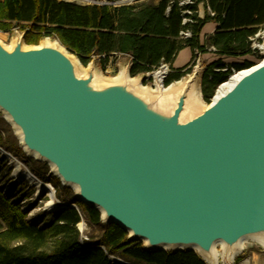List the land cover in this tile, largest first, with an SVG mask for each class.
Returning <instances> with one entry per match:
<instances>
[{
    "label": "water",
    "instance_id": "water-1",
    "mask_svg": "<svg viewBox=\"0 0 264 264\" xmlns=\"http://www.w3.org/2000/svg\"><path fill=\"white\" fill-rule=\"evenodd\" d=\"M136 1L144 0L120 4ZM15 31L10 47L0 43L2 118L22 151L50 165L101 223L145 251L194 252L205 264L201 254L217 245L232 262L243 249L231 261L225 250L264 236V36L261 63L239 71L208 106L185 112L199 62L174 105L163 107L143 91L152 90L142 85L152 72L135 86L127 81L130 59L115 77L125 71L127 79H99L95 57L81 74L58 41L25 47V32ZM162 82L154 79L153 90L179 85Z\"/></svg>",
    "mask_w": 264,
    "mask_h": 264
},
{
    "label": "trees",
    "instance_id": "trees-1",
    "mask_svg": "<svg viewBox=\"0 0 264 264\" xmlns=\"http://www.w3.org/2000/svg\"><path fill=\"white\" fill-rule=\"evenodd\" d=\"M121 1L1 0L0 30L25 32L26 46H37L43 38L56 40L85 67L92 57L98 65H105L115 55L130 59L131 77L151 73L162 64L171 66L184 48L194 54L213 48L220 58L207 65L202 77V94L208 101L231 70L252 66L249 62L226 65L223 58L255 54L250 38L264 28V0ZM199 6L203 17L199 16ZM207 23L217 27L201 44L200 34ZM185 33L190 36L184 37ZM172 72L165 86L191 71L183 67ZM2 124L7 123L0 116L3 129ZM0 148L17 159H27L11 135L3 137L0 132ZM5 163L0 158V169ZM32 163L29 169L36 178L55 188L60 186L56 177L44 176L49 170L46 164ZM2 182L0 175V264H205L194 252L145 251L140 242L129 241L128 234L113 223L105 225L99 243L82 241L78 224L99 225L100 213L74 196L69 200L56 194L59 201L76 208L62 207L28 220L14 198L18 187L22 186V193L28 189L24 198L29 197L31 188L18 180L17 188L3 192ZM115 257L124 261H114Z\"/></svg>",
    "mask_w": 264,
    "mask_h": 264
},
{
    "label": "rangeland",
    "instance_id": "rangeland-1",
    "mask_svg": "<svg viewBox=\"0 0 264 264\" xmlns=\"http://www.w3.org/2000/svg\"><path fill=\"white\" fill-rule=\"evenodd\" d=\"M59 1L76 2L79 4H91L92 3V0H59ZM144 1H146V0H144ZM135 3H138V2L137 1L132 2V4H135ZM15 30H17V29L11 28L8 30H0V43L4 47H10L11 46V41L17 34ZM261 32L263 33L262 35L264 36V29L261 30ZM203 43H204V40L202 41V44ZM258 43L262 45V41L260 39H259V42L258 41L256 42V44H258ZM39 45H40V43H39ZM25 47H29V46L25 45ZM252 51H254V50H252ZM254 53L255 54H249V55L239 56V57H232L234 60L231 63H225V64L231 65V64H242L244 62H249L250 64L255 65L261 61L262 55L260 54L259 51H257V52L254 51ZM205 54L209 55V56L207 58H204ZM211 58H214L216 60H218L220 58L216 53H214L213 48H208L204 54L192 53V56H191L189 62L184 67L186 72H188V70L191 72L189 74H185V76H183L180 79L175 80L171 83V84H176V83H181V82L186 81L188 76L193 74L194 68H195V66H197V64L199 62V64H200L199 72H198L197 78L195 79V82L193 84V90H194L195 96H196L197 101H198L199 110L203 109L204 107H206L210 104L212 98L216 94V91L221 86L220 85L216 88V90L214 91V93L211 96V98L209 99V101L204 98V96L202 94V77H203V73H204L207 65H209V60ZM224 59L225 58H223V62H224ZM126 64H127L126 58H122L118 55H115V56L111 57L105 63V65L96 64L95 65V74L97 75V77L99 79H112V78H115L116 76L119 75V73L121 72V70L123 69V67ZM81 66L85 69L87 68L83 65H81ZM167 66H168V74L162 82L164 87H165V80L169 77V75H171L173 73L172 71L175 70L171 66H169V65H167ZM159 68H157L155 71H157ZM155 71H153L152 73H154ZM224 71H225V69H224ZM238 72L239 71L233 72L231 70V73L229 74L228 79L230 78V76H232ZM132 78L134 79L135 77H132ZM228 79H227V81H228ZM153 84H154V78H151L149 80L144 81L142 85H143V87L154 89V87L152 86ZM0 116H2L1 113H0ZM2 117L4 118V115ZM2 125H3V129L0 127V132H1L3 137L11 135L12 137H15L17 139L16 132L11 126H9L7 124H2ZM17 141H18V139H17ZM18 144H19V142H18ZM3 151H5V150L3 149ZM8 154H10V153H8ZM25 154L27 156V159H18V161L21 162V164L30 171L29 166H31L33 164L32 162H33V160H36V159H34L36 157L32 154H28L27 152ZM10 155L13 156L12 154H10ZM0 158L5 159V161H6L5 168L0 169L1 179L3 180V182L1 183V189L3 192H11L10 190H14L15 187L17 188L16 182L18 180H23V179H20L19 177H13L12 176L13 167L10 163V160H8L7 157H5V155L1 152H0ZM47 167L49 170L47 171L46 174H44V176L47 178L48 177H54L55 174L53 172L52 167L50 165H47ZM7 174H9V175H7ZM23 181L26 182L27 187L31 188V190L29 191L30 192L29 197L28 198L23 197L24 194L27 193L28 189H25V191L22 193L20 190V187H22V186H20L16 189V194H15L14 199L20 202L21 210L26 212L28 220H33L34 218H40L41 216H43L47 213H53V212L57 211V210L56 211L45 210V208H44L45 203L49 199V196L47 195V193L43 192V193L38 194L36 189L34 187H32L30 184H28V182L26 180H23ZM53 188H54V197L56 200H58L57 195L61 196L62 198H65V199H69V200L73 196L75 197L76 191H75V188H73V187L66 188L62 185V183H60V186L58 188H55V187H53ZM77 228L81 234V240L82 241H89L90 244H96V243H99L102 239V231L105 228V225L103 223H100L99 225L89 227L85 224L84 221H81L78 224ZM140 243L142 244V246L144 245V242H140ZM48 247H50V245ZM216 250H217L218 254L220 255V259H219V262L217 264H235L237 261H238V264H264V250L258 244L253 242L252 240H245V242L243 244L242 253L240 255H238L237 257H235L232 262H228L226 259L223 258L221 245H217ZM167 253H169V252H167ZM113 260L114 261H118V260L124 261L121 257H115Z\"/></svg>",
    "mask_w": 264,
    "mask_h": 264
},
{
    "label": "bare ground",
    "instance_id": "bare-ground-1",
    "mask_svg": "<svg viewBox=\"0 0 264 264\" xmlns=\"http://www.w3.org/2000/svg\"><path fill=\"white\" fill-rule=\"evenodd\" d=\"M215 26H216L215 24L205 25L201 31V36H204L205 34L213 33L215 31ZM42 45L56 46L57 44L55 42L52 43L51 41L46 39ZM208 56L209 55L205 54L204 58H207ZM189 59H190L189 48H184L177 54V56L175 57L171 67L174 69L175 68L176 69L183 68L187 65V63L189 62ZM233 60H234L233 58H226L225 57L224 62L225 63H231ZM215 61H216V59L211 58L209 60V64H211ZM259 63H261V62H259ZM86 72H87V69H85V68H83V70L80 71L81 74H85ZM167 74H168V66L163 64V66L161 68H159L157 71L152 73L151 78H154L158 82H162L166 78ZM242 74L243 73H235L234 75L230 76L228 81L225 82L223 85H221L218 88V90L216 91V96L222 95L227 89H229L235 83V81ZM125 79H127L126 73H125V71H123L119 77L114 79V81L120 82V81L125 80ZM94 81H95V78H94ZM127 81L133 86H135V84H136L134 79H127ZM185 87H186L185 83H179V85H171V86L163 88V89L157 88L155 90L152 89L149 91L148 90L146 91L143 88L142 89L144 92H147V93H145L146 95H148L149 93L154 94L153 98L158 102V104L160 106L170 107L171 105H174L178 96L183 92ZM149 97L152 98L151 96H149ZM197 106H198V101H197V98L195 96L194 90L190 89V91L187 95V99L185 101V112H187L189 109H191V107L197 108ZM7 159L10 160V163L13 167V171H12L13 177H19L20 179L26 180L28 182V184H30L32 187H34L36 189L38 194L43 193V192L47 193V195L49 196V199L45 203V207H44L45 210L56 211V210H59L60 208H62L63 206L67 205L66 203L60 202V201L55 199L54 188L51 186V184L41 182L38 178H36L31 173V171H29L27 168H25L21 164V162H19L18 159H16L15 157H13V156L8 157L7 156ZM250 240H252L256 244H258L264 250V236H262V235L252 236ZM244 242L245 241H243V243H240L233 251H226L225 250V252L227 253V259L229 261H231L233 259V257L236 256L243 249ZM161 248L164 250L169 249L168 247H161ZM170 249H174V248H170ZM194 250L197 252V250L195 248H194ZM201 256L203 257L205 262H207V264H215L218 262V259H219V254L217 253V251H215V249L212 250V253L210 255L201 254Z\"/></svg>",
    "mask_w": 264,
    "mask_h": 264
},
{
    "label": "built area",
    "instance_id": "built-area-1",
    "mask_svg": "<svg viewBox=\"0 0 264 264\" xmlns=\"http://www.w3.org/2000/svg\"><path fill=\"white\" fill-rule=\"evenodd\" d=\"M264 29V28H263ZM262 29V30H263ZM263 33L260 31L258 32L253 38H250V41H251V49L254 50V51H259L260 52V49H261V44H256V42L258 41L259 42V39L262 41V35ZM189 33H185L184 34V37H189ZM163 66V64L161 65V67ZM160 67V68H161ZM83 243V242H82Z\"/></svg>",
    "mask_w": 264,
    "mask_h": 264
},
{
    "label": "crops",
    "instance_id": "crops-1",
    "mask_svg": "<svg viewBox=\"0 0 264 264\" xmlns=\"http://www.w3.org/2000/svg\"><path fill=\"white\" fill-rule=\"evenodd\" d=\"M1 1V0H0ZM199 16L200 17H203V8H202V6H199ZM207 24H214V23H207ZM206 24V25H207ZM216 25V24H215ZM216 27H217V25L215 26V29H216ZM214 33V32H213ZM213 33H211V34H205L204 36H201V34H200V43L202 44V41L204 40V38L206 37V36H209V35H212ZM189 56H190V58H191V56H192V51L189 49ZM190 60V59H189ZM174 69V68H173ZM176 69V68H175Z\"/></svg>",
    "mask_w": 264,
    "mask_h": 264
}]
</instances>
